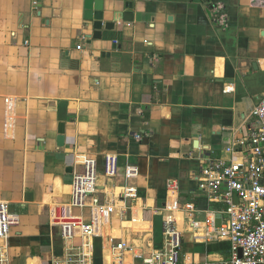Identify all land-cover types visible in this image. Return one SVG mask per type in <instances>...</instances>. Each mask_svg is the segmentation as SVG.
<instances>
[{"label": "crops", "instance_id": "1", "mask_svg": "<svg viewBox=\"0 0 264 264\" xmlns=\"http://www.w3.org/2000/svg\"><path fill=\"white\" fill-rule=\"evenodd\" d=\"M97 9L115 22L101 39L85 26ZM263 95L264 7L253 0H0V200L19 217L11 264H48L60 252L54 212L86 157L114 205L97 240L102 257L112 237L159 241L172 194L214 206L199 187L201 167L243 162L227 147L247 135ZM107 154L117 161L111 176ZM126 166L138 174L125 178ZM185 242L201 259L227 247L189 234Z\"/></svg>", "mask_w": 264, "mask_h": 264}, {"label": "built area", "instance_id": "2", "mask_svg": "<svg viewBox=\"0 0 264 264\" xmlns=\"http://www.w3.org/2000/svg\"><path fill=\"white\" fill-rule=\"evenodd\" d=\"M37 3L33 0L34 5ZM253 5L264 7V0H253ZM222 10L221 6L215 9L219 23L226 21ZM247 124V135L227 147L230 153L241 155L243 162L205 159L201 167L199 187L214 206L203 209L172 194L160 208L164 212L162 239L147 241L144 237L145 244H137L112 237L106 256H101L103 264H264V95L250 111ZM116 170V156L107 154L106 174L114 175ZM137 174L136 167H125V178ZM168 188L175 191L177 186L169 182ZM126 198L124 195L123 205ZM113 211L114 205L105 202L98 188L96 159L84 158L81 169L72 175L68 203L57 206L54 212L53 221L59 226L62 243L60 252L52 254L48 264H96V242ZM18 223V215L0 200V264H11L10 235ZM183 223L187 227L181 229L179 225ZM186 234L195 244L226 243L227 247L205 251L201 259L199 254L185 249ZM221 250L225 253L221 254Z\"/></svg>", "mask_w": 264, "mask_h": 264}, {"label": "water", "instance_id": "3", "mask_svg": "<svg viewBox=\"0 0 264 264\" xmlns=\"http://www.w3.org/2000/svg\"><path fill=\"white\" fill-rule=\"evenodd\" d=\"M85 26L92 31L91 37L93 39H101L102 30L113 29L115 22L112 19L105 20L101 11H86L85 12ZM64 123H60L58 127L57 144L63 145L64 142Z\"/></svg>", "mask_w": 264, "mask_h": 264}, {"label": "trees", "instance_id": "4", "mask_svg": "<svg viewBox=\"0 0 264 264\" xmlns=\"http://www.w3.org/2000/svg\"><path fill=\"white\" fill-rule=\"evenodd\" d=\"M96 245H97V242H96ZM97 246H95V262L96 264H101V254L99 252Z\"/></svg>", "mask_w": 264, "mask_h": 264}, {"label": "rangeland", "instance_id": "5", "mask_svg": "<svg viewBox=\"0 0 264 264\" xmlns=\"http://www.w3.org/2000/svg\"><path fill=\"white\" fill-rule=\"evenodd\" d=\"M159 235V239H162V230H161V226L159 228V231L157 233ZM103 264V263H102Z\"/></svg>", "mask_w": 264, "mask_h": 264}]
</instances>
